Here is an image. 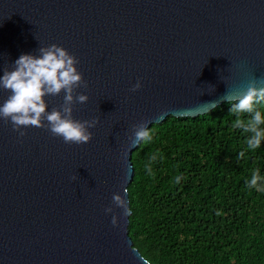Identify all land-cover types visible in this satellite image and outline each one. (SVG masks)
Wrapping results in <instances>:
<instances>
[{"label":"water","instance_id":"95a60500","mask_svg":"<svg viewBox=\"0 0 264 264\" xmlns=\"http://www.w3.org/2000/svg\"><path fill=\"white\" fill-rule=\"evenodd\" d=\"M52 44L87 83L73 119L99 123L76 145L46 119L22 137L0 119V264H151L112 200L130 208L132 128L206 114L264 78V0H0V76ZM64 96H46V111Z\"/></svg>","mask_w":264,"mask_h":264},{"label":"trees","instance_id":"16d2710c","mask_svg":"<svg viewBox=\"0 0 264 264\" xmlns=\"http://www.w3.org/2000/svg\"><path fill=\"white\" fill-rule=\"evenodd\" d=\"M233 104L152 124L151 142L132 152L128 234L151 264H264V191L246 185L256 170L264 177V141L246 150Z\"/></svg>","mask_w":264,"mask_h":264},{"label":"clouds","instance_id":"9594fccd","mask_svg":"<svg viewBox=\"0 0 264 264\" xmlns=\"http://www.w3.org/2000/svg\"><path fill=\"white\" fill-rule=\"evenodd\" d=\"M39 56L22 54L14 62V70H5L0 76V88L11 93L6 101L0 105V119L10 120L13 130L19 132L20 136L26 133L22 128L34 126L45 127L43 121L46 119L48 130L55 137H62L66 144L84 145L92 140V133L89 129L95 128L99 123L97 119L85 120L83 122L74 120L72 117L73 105L84 104L89 97L84 94H75V90L84 87L87 83L78 72L76 65L79 61L70 55L64 48L52 44L49 47L39 48ZM138 81L130 90L135 92L141 88ZM65 93L64 103L60 110L53 108L47 112L48 107L45 97L57 96ZM226 100L235 104L230 113L236 116L233 127L240 128L245 134H250L245 141L246 150L255 151L260 148L264 141V117L258 110V105L264 101V78L251 80L245 91L236 96L225 95ZM243 114H248L249 119H242ZM133 135L129 137L132 147H137L141 142L149 143L152 134L147 124L134 125ZM159 153L150 156L146 171L151 174V162L155 161ZM245 151L239 153L240 159L244 158ZM176 177V182H180ZM250 189L264 191V177L256 170L252 173L251 179L246 181ZM126 193V189H125ZM113 203L123 210V215L130 214V208L125 199L118 194L113 195ZM106 214L113 213L111 207L105 209ZM219 215V213H217ZM112 225L118 226V217L112 216ZM135 252V251H134Z\"/></svg>","mask_w":264,"mask_h":264}]
</instances>
